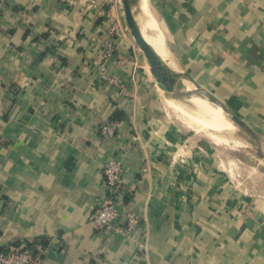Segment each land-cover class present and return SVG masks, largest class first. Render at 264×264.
Returning a JSON list of instances; mask_svg holds the SVG:
<instances>
[{"label":"crops","instance_id":"obj_1","mask_svg":"<svg viewBox=\"0 0 264 264\" xmlns=\"http://www.w3.org/2000/svg\"><path fill=\"white\" fill-rule=\"evenodd\" d=\"M97 1L3 0L0 250L30 245L33 264H264V195L235 181V157L162 112L121 1ZM145 1L182 71L171 72L223 101L264 143V0ZM139 3L131 0L133 14ZM106 12L124 32L106 61L117 84L98 70ZM116 112L117 132L103 139ZM113 157L124 209L140 220L128 233L91 223Z\"/></svg>","mask_w":264,"mask_h":264},{"label":"built area","instance_id":"obj_2","mask_svg":"<svg viewBox=\"0 0 264 264\" xmlns=\"http://www.w3.org/2000/svg\"><path fill=\"white\" fill-rule=\"evenodd\" d=\"M3 0H0V11ZM92 7H100L97 0H89ZM106 18L110 20L107 29V38L103 40L101 61L98 70L101 76L109 82L117 84L115 79H110L106 75V61L115 54L117 36L124 33L120 22L116 18H111V14L106 12ZM135 52H138L134 42L132 43ZM139 53V52H138ZM122 61V60H120ZM119 121L107 120L99 128L103 139L113 137L118 129ZM122 165L119 159L113 157L107 160L102 167L103 181L108 189L105 199L97 206L91 216V223L94 229L110 233H128L136 230L139 225V216L133 211L124 209V202L119 189L121 182ZM35 255L33 249L28 245L0 250V264H33Z\"/></svg>","mask_w":264,"mask_h":264},{"label":"bare ground","instance_id":"obj_3","mask_svg":"<svg viewBox=\"0 0 264 264\" xmlns=\"http://www.w3.org/2000/svg\"><path fill=\"white\" fill-rule=\"evenodd\" d=\"M139 4L140 13L135 12L134 18L138 23L143 37L157 52L168 70L182 72L173 62L168 47L165 44L162 29L156 19L152 16L153 13L151 14L149 11L146 1L140 0ZM178 84L179 89L182 92H195L196 90L195 85L185 77H179ZM164 93V103L167 107L177 112L178 117L186 125V127L197 133L207 135L211 139L215 140L216 143L222 139L219 132L232 131L237 127L233 124L234 122L227 117L225 112L218 105L211 102L205 95L192 93L189 97H185L187 99L183 102L184 98L178 99L175 98L173 93ZM185 105L188 107L186 108ZM260 144L262 152L264 153V143L261 142ZM222 161L224 160L222 159Z\"/></svg>","mask_w":264,"mask_h":264},{"label":"rangeland","instance_id":"obj_4","mask_svg":"<svg viewBox=\"0 0 264 264\" xmlns=\"http://www.w3.org/2000/svg\"><path fill=\"white\" fill-rule=\"evenodd\" d=\"M121 6H122V1H121ZM122 12H123V23H125L124 29L126 30L131 40L134 42L136 48L138 49L139 54L142 56V59H143L142 63L148 70L151 81L154 85L153 87L155 88L154 92H156V94L158 93V95L156 96L158 97V100L162 106V109H161L162 112L165 114H168L170 116V119H172L173 122L176 125H178L182 130L184 129V130H187L188 133H195L198 136L205 137L209 141L214 143L215 140L211 139L207 135L197 133L189 129L188 127H186V125L178 117L177 112L167 107V105L164 103L165 93L163 92V90H159L160 88H158V86L156 85L155 79L149 71L148 63H147V60L143 52L139 49L138 45L132 38L130 29L126 25L123 6H122ZM198 94L205 95V93L203 92L198 93ZM186 99L187 98H184L183 102ZM185 103L188 104L187 102ZM229 103H232V102L229 100ZM185 107L187 108L188 106L185 105ZM236 126H237L236 129L232 131L219 132L222 139L217 141V143L215 142L214 144L220 150H222L223 156L230 157L232 155V157H235V167H236L235 168V181L240 182L241 188L245 189L246 194L256 193V195L258 194L257 196L262 198V196L264 195V192H263L264 191V158L260 156L256 151V148L254 146L255 139L249 134H247V132H245L243 128L239 127L238 125Z\"/></svg>","mask_w":264,"mask_h":264},{"label":"water","instance_id":"obj_5","mask_svg":"<svg viewBox=\"0 0 264 264\" xmlns=\"http://www.w3.org/2000/svg\"><path fill=\"white\" fill-rule=\"evenodd\" d=\"M121 1H122L126 25L130 29L132 38L138 45L139 49L143 52L147 60V63L149 65V71L153 75L158 88H160L164 92L173 93L175 98L178 99L189 97L192 93H202V92L205 93V96L211 102L218 105L225 112V114L231 121H233L239 127L243 128L245 132H247V134H249L255 139L254 146L256 148V151L260 156L264 158V153L262 152L260 140L255 136V134L249 128V126L228 105H226L223 101L219 100L218 98L212 96L208 92H205L198 84L192 81L186 73H172L166 68L163 60L153 49V47L147 42V40L143 37L139 29V26L137 25V22L134 18L133 10L131 8V1L130 0H121ZM179 77H185L191 80L196 87L195 92H182L179 89V84H178Z\"/></svg>","mask_w":264,"mask_h":264},{"label":"trees","instance_id":"obj_6","mask_svg":"<svg viewBox=\"0 0 264 264\" xmlns=\"http://www.w3.org/2000/svg\"><path fill=\"white\" fill-rule=\"evenodd\" d=\"M122 118V114L121 113H118V112H116L112 117H111V119L110 120H115V121H119V119H121ZM30 246V245H29Z\"/></svg>","mask_w":264,"mask_h":264}]
</instances>
